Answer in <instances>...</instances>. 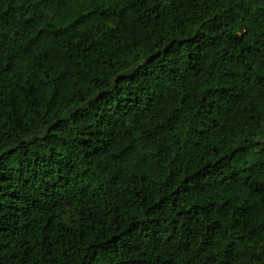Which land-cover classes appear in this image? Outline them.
<instances>
[{
  "label": "trees",
  "instance_id": "16d2710c",
  "mask_svg": "<svg viewBox=\"0 0 264 264\" xmlns=\"http://www.w3.org/2000/svg\"><path fill=\"white\" fill-rule=\"evenodd\" d=\"M0 264H264V0H0Z\"/></svg>",
  "mask_w": 264,
  "mask_h": 264
}]
</instances>
